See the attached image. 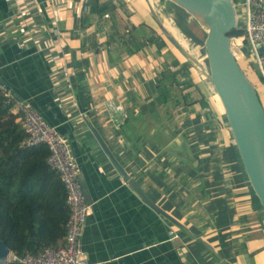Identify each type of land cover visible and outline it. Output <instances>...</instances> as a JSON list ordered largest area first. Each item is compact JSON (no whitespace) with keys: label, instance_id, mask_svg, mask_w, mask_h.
Here are the masks:
<instances>
[{"label":"crops","instance_id":"crops-1","mask_svg":"<svg viewBox=\"0 0 264 264\" xmlns=\"http://www.w3.org/2000/svg\"><path fill=\"white\" fill-rule=\"evenodd\" d=\"M91 1L110 7L89 12ZM174 9L169 0H0V82L66 137L91 208L81 234L87 260L264 264V212L251 190H237L238 180L243 187L247 181L239 158L241 177L226 172L224 157L208 155L214 148L212 118L223 114L220 102L197 66L158 26L183 43ZM243 13L236 6L239 24ZM189 21L197 34L202 28ZM240 58L258 75L247 51ZM175 60L190 80L181 90L189 92L184 107L155 100L161 72L167 64L175 67ZM253 79L264 97V84L259 76ZM110 98L123 110L107 109L104 101ZM203 98L207 105L200 103ZM92 127L143 194L183 229L133 190ZM224 127L225 138H232L227 123Z\"/></svg>","mask_w":264,"mask_h":264},{"label":"trees","instance_id":"trees-1","mask_svg":"<svg viewBox=\"0 0 264 264\" xmlns=\"http://www.w3.org/2000/svg\"><path fill=\"white\" fill-rule=\"evenodd\" d=\"M91 4L89 12L99 13L110 7L106 2L96 4L93 1ZM240 33L241 28L233 27L229 36ZM158 40L156 43L164 44L163 39ZM173 64L176 67L173 70L167 67L168 64L162 70L155 85V100L184 107L189 102V92L181 94V90L190 84V80L176 60ZM179 83L180 87L177 86ZM6 98L0 90V239L12 253L36 254L46 246L63 244L69 215L66 190L58 171L47 162L50 152L47 144L43 141L24 144L26 133L17 119L18 113L12 111V100L16 97ZM200 103L208 104L205 98ZM262 106L264 109V104ZM6 264L22 263L8 261Z\"/></svg>","mask_w":264,"mask_h":264},{"label":"water","instance_id":"water-1","mask_svg":"<svg viewBox=\"0 0 264 264\" xmlns=\"http://www.w3.org/2000/svg\"><path fill=\"white\" fill-rule=\"evenodd\" d=\"M169 1L183 10L203 29L202 47L206 67L199 64L186 47L177 41L161 23H158V26L166 40L182 56L189 58L211 85L222 107L246 179L256 201L264 212V109L253 84L239 65L231 49L229 31L235 27L236 23L232 0ZM14 95L17 97L16 93ZM92 132L109 160L133 190L166 218L183 229L181 224L143 194L132 179L127 176L125 170L93 127ZM82 193L88 202L87 194H84L83 190ZM9 251L4 241L0 239V264L7 263Z\"/></svg>","mask_w":264,"mask_h":264},{"label":"built area","instance_id":"built-area-1","mask_svg":"<svg viewBox=\"0 0 264 264\" xmlns=\"http://www.w3.org/2000/svg\"><path fill=\"white\" fill-rule=\"evenodd\" d=\"M232 3L234 11L238 5L244 9L243 21L241 24L235 23V27L242 29V33L229 36L232 52L236 58H240L243 56L244 50L247 51L248 59L255 64L257 74L264 84V0H232ZM85 7V5L82 6V8ZM167 67L171 70L174 68L171 64H168ZM177 85L181 86L180 83ZM0 90L3 91L7 100H12L15 96L11 88L1 82ZM16 98L12 100V111L18 113L17 119L26 133L24 144L29 145L39 141L47 144L50 151L47 162L58 171L65 187L69 215L65 224L63 244L55 247L46 246L36 254L24 252L19 255L9 251L7 262L96 264L87 260L81 246L82 228L85 217L90 213L91 208L82 193L77 177L78 163L71 152L66 137L60 134L54 125L48 123L29 102ZM104 104L111 112L123 110L121 104L114 102L111 98L106 99ZM168 233L170 237L176 236L173 229H169Z\"/></svg>","mask_w":264,"mask_h":264},{"label":"rangeland","instance_id":"rangeland-1","mask_svg":"<svg viewBox=\"0 0 264 264\" xmlns=\"http://www.w3.org/2000/svg\"><path fill=\"white\" fill-rule=\"evenodd\" d=\"M172 13V17L174 19V23L176 25V27L178 28V37L179 39L183 42L182 44L186 47V49L188 50V52L190 54L193 53V55H195L196 57H198L200 59L199 64L203 65V67H205V63H204V51H203V47H202V39L204 36V32L203 29H200L199 31H197L198 33L195 34L192 30H193V26L191 25V22L189 21L190 17L182 10L180 9H174V11H171ZM188 16V17H187ZM170 26V25H169ZM171 27V26H170ZM173 30V29H172ZM202 31V32H201ZM199 50V51H198ZM238 63L240 64V66L242 67L243 71L245 72V74L247 75V77L250 79L251 83L253 84L254 88L256 89L258 95H259V99L262 102V104H264V97H262V88L254 81V76H258L256 75V71L254 70V67L251 65L248 70H246V68L244 67L245 65L242 64V60L241 58H236ZM184 68V67H183ZM252 74V77L249 75ZM202 75V74H201ZM208 83V82H207ZM210 86V84H209ZM212 89V87L210 86V90ZM208 90V91H210ZM212 96L213 98L216 100V102L219 103V100L217 99L216 94L214 93L213 89H212ZM218 110V109H217ZM222 110L219 109L218 112ZM220 113V112H219ZM223 114L220 116L219 118L216 120L212 118L213 120V124H216V127L213 129V136H212V146L214 148H209V156L210 158H212V156H216L217 158L220 157H224L225 158V162L223 163L225 170H227L226 172H230V175H240L241 177V173H240V165L237 161L236 163V153L233 150V143L231 142L232 138H225L226 137V133L227 131L225 130L226 128L224 126H226L225 120L223 121ZM225 130L224 134L221 133V130ZM226 132V133H225ZM172 133L167 132V138H169L168 140H173L172 138ZM227 139H229V141H227ZM206 141V140H205ZM179 150H176V152ZM184 151V150H182ZM185 152V151H184ZM236 158V159H235ZM238 176L236 178V180H238ZM241 179V178H240ZM243 179V177H242ZM246 180V179H245ZM239 182L237 183V190H244L246 191L247 188L248 190H251L249 187H247L249 185V183H247V181H245L244 183V188L243 187V183L241 182V180H238ZM248 184V185H247ZM252 191V190H251ZM251 196V195H250ZM253 200H255L254 195H252Z\"/></svg>","mask_w":264,"mask_h":264},{"label":"bare ground","instance_id":"bare-ground-1","mask_svg":"<svg viewBox=\"0 0 264 264\" xmlns=\"http://www.w3.org/2000/svg\"><path fill=\"white\" fill-rule=\"evenodd\" d=\"M165 26H166V24H165ZM168 28V27H167ZM172 34V33H171ZM177 41H179L178 39H177ZM180 42V41H179ZM181 43V42H180ZM182 44V43H181ZM235 53H236V51H235ZM218 99V98H217Z\"/></svg>","mask_w":264,"mask_h":264}]
</instances>
